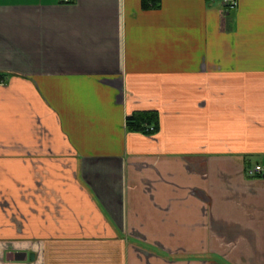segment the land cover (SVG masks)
I'll return each mask as SVG.
<instances>
[{
    "label": "crops",
    "instance_id": "obj_1",
    "mask_svg": "<svg viewBox=\"0 0 264 264\" xmlns=\"http://www.w3.org/2000/svg\"><path fill=\"white\" fill-rule=\"evenodd\" d=\"M257 163L264 0H0V264H264Z\"/></svg>",
    "mask_w": 264,
    "mask_h": 264
},
{
    "label": "trees",
    "instance_id": "obj_2",
    "mask_svg": "<svg viewBox=\"0 0 264 264\" xmlns=\"http://www.w3.org/2000/svg\"><path fill=\"white\" fill-rule=\"evenodd\" d=\"M160 2L161 0H142V5L144 8L158 7ZM159 118V113L155 110L137 111L128 116L127 125L132 131H140L147 134L150 133L148 131L149 126H154L157 130Z\"/></svg>",
    "mask_w": 264,
    "mask_h": 264
},
{
    "label": "built area",
    "instance_id": "obj_3",
    "mask_svg": "<svg viewBox=\"0 0 264 264\" xmlns=\"http://www.w3.org/2000/svg\"><path fill=\"white\" fill-rule=\"evenodd\" d=\"M65 1H72V0H65ZM223 2L228 5V6H236L238 4V0H223ZM148 131L150 133L155 131V127L154 126H149ZM264 168L261 164L257 163L254 166H251L248 168L247 173L250 176H257L260 174H263Z\"/></svg>",
    "mask_w": 264,
    "mask_h": 264
},
{
    "label": "water",
    "instance_id": "obj_4",
    "mask_svg": "<svg viewBox=\"0 0 264 264\" xmlns=\"http://www.w3.org/2000/svg\"><path fill=\"white\" fill-rule=\"evenodd\" d=\"M33 256V255H32Z\"/></svg>",
    "mask_w": 264,
    "mask_h": 264
}]
</instances>
